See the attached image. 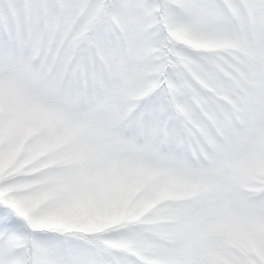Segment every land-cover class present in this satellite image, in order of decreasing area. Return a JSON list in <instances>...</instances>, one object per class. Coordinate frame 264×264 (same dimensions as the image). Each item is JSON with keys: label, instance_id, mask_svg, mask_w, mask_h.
Segmentation results:
<instances>
[{"label": "snow or ice", "instance_id": "6c2138e0", "mask_svg": "<svg viewBox=\"0 0 264 264\" xmlns=\"http://www.w3.org/2000/svg\"><path fill=\"white\" fill-rule=\"evenodd\" d=\"M0 264H264V0H0Z\"/></svg>", "mask_w": 264, "mask_h": 264}]
</instances>
